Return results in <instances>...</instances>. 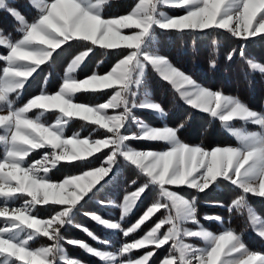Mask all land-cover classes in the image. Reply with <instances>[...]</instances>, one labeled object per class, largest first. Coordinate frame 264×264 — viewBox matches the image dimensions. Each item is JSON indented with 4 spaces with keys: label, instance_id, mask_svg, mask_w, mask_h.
<instances>
[{
    "label": "snow or ice",
    "instance_id": "snow-or-ice-1",
    "mask_svg": "<svg viewBox=\"0 0 264 264\" xmlns=\"http://www.w3.org/2000/svg\"><path fill=\"white\" fill-rule=\"evenodd\" d=\"M108 2L109 0H94V2L93 0H51V2L47 0L41 5L43 14L39 19L30 24L25 22L26 29L23 39L14 44H8L11 50L10 55L5 58L8 61V67L3 70L7 85L5 91L8 92L22 89L26 79L32 76L56 49L72 40L88 41L92 45H100L107 49H117L123 42L130 49V54L119 60L106 76L93 74L83 81L70 78L64 82L61 90L55 95H38L24 107L11 111L8 115H0V125L10 126V137L7 136L10 150L7 152V157L12 158L11 162L5 159L3 163H0V195L27 193L32 197V204H48L52 201L56 204L67 205L63 211L46 221L30 216L26 208L24 210L16 209L11 213L8 208L0 210V217H8L9 221L13 222L0 230V256L10 259L18 257L19 260L27 261L28 264H53L52 254L55 244L30 251L27 248V239L17 242L14 238H5V234L21 227L39 231L43 225V234L48 236L50 235L48 228L56 224L58 226L51 230V235L56 240L59 236V226L64 225L65 218L69 216L77 203L109 174L117 153L120 151V145L126 139L173 141V146L166 151L130 150L123 152V155L164 189L165 196L172 200L173 206L177 210L187 208L188 202L180 199L167 186H188L204 191L218 178H226L241 187L246 193L264 196V136L262 135L242 137V140L245 141L244 147L217 146L209 151L200 146H190L181 142L177 138L178 130L170 127L148 128L139 136L131 134V136L125 137L120 132L126 119L124 114L107 117L99 115L106 108H118L124 101L123 93L129 86L133 67L139 61L140 49L154 25L165 30H207L216 26L221 29H230L236 37H255L258 33L264 34V0H174L179 5H192L193 7L187 11L186 15L171 17L163 21H158L155 15L157 0L155 2L154 0H139L131 14L114 19H104L103 15L94 9ZM0 4H3V0H0ZM10 11L18 20L24 21V18L15 9H10ZM257 13H261L258 19ZM217 17H219V21ZM234 17L235 23H233ZM254 21L256 27L253 26ZM133 27L140 31L134 32L132 35H122L120 32L121 29ZM0 43H4V41L0 40ZM91 51L92 49L89 48L77 55L69 66V72L77 68ZM144 56L158 68L164 79L177 85L181 96L189 105L211 113L213 117H219L224 122L240 118L264 125V115L250 110L239 99L224 96L220 91H210L197 85L190 76L173 67L166 58L151 57L146 53ZM95 84H99L103 88L120 85L121 90L117 91L107 104L95 108L85 105L73 107L76 104L72 103V94L81 89L92 88ZM5 91H0V100H4L6 97ZM146 106L160 110L158 104ZM33 108H56L69 118L82 117L85 120H92L112 133L108 139L91 142L88 139H67L68 141L82 142L81 146L83 147L74 155H61L54 152L51 159L52 167L62 160H75L82 156H91L94 152H99L102 148H108L111 145L113 150L107 155L105 161L107 166L86 171L81 176L70 177L60 184L49 182L48 169L44 168L42 164L39 165V168L43 169L44 176L38 175L36 164L30 168L22 169L23 158L28 156L31 150L44 147L46 144L51 145L53 149H59L56 141H65L62 139V132L58 131L61 122H58V126L53 130V128L45 127L42 123L26 118L25 114ZM2 139L4 137H0V140ZM44 160H49V156L45 155ZM6 167L12 171L5 173ZM18 173H22V176ZM11 181H18L19 186H9L5 191V186ZM70 185H76L78 191L65 196L66 186ZM145 188L146 185L125 198L124 214L132 209L144 193ZM165 207L167 205L159 202L154 203L134 227L138 228L153 213ZM92 218L101 223H108L97 215ZM164 223H169L172 227L161 238L156 233ZM111 227H119V225L112 224ZM84 230L88 231L86 228ZM133 230L134 228H129L128 232ZM128 232H125V235ZM190 235L207 236L208 234L192 232ZM174 238L179 239L178 231L175 223L169 218L157 223L143 239L125 244L122 252L128 253L132 249L144 247L146 243L162 246ZM28 239H31V236ZM212 239L210 250L192 259L187 257V247L181 245V264H195L196 261L198 264H256L257 261L259 264H264V256L255 252L249 253L245 245L240 242L238 235L232 231H225ZM73 243L79 242L73 241ZM82 247L89 252H94L99 257L107 258L108 256V253L96 251L87 244H83ZM233 253H240L241 258L226 259ZM152 255L153 253L149 252L143 258L134 262L129 261L128 264H148ZM222 256L225 259L222 260ZM70 264H78V262L70 261ZM164 264H177V259L173 256L164 261Z\"/></svg>",
    "mask_w": 264,
    "mask_h": 264
},
{
    "label": "trees",
    "instance_id": "trees-1",
    "mask_svg": "<svg viewBox=\"0 0 264 264\" xmlns=\"http://www.w3.org/2000/svg\"><path fill=\"white\" fill-rule=\"evenodd\" d=\"M133 2V0H114L111 3L112 7L110 6L103 14H120L122 11L128 10ZM7 3L15 4L12 0H7ZM21 10L24 9L21 8ZM166 11L179 14L181 10L167 9ZM26 13L32 15L34 11L30 9ZM0 28L4 31L12 30L10 17L6 15L5 10H0ZM153 37L152 43L148 46L149 51L165 56L174 66L201 85L231 94L241 100L248 108L264 115V36L250 39L236 37L230 32L212 27L207 30H157ZM78 47L79 42H71V45L67 46L68 49L61 48L58 51L60 54L58 62L55 56L52 57L53 76L44 84L45 89L49 91L57 89L61 82L57 72V70L60 72L62 69L59 66L60 61L66 59L68 55H72ZM4 50L5 48L0 46V52ZM123 54L124 50L118 49L105 53L103 49L97 48L87 57L77 74L83 76L95 67L103 71ZM99 61H101L100 64H98ZM252 62L257 63L261 70L257 66L253 67ZM3 64L4 62L0 58V73ZM46 70L47 65H42L26 82L23 86L20 102L40 91L42 81L46 80ZM141 88V95L157 101L163 113L157 115L144 109H133L132 113L137 120L149 122L155 126L177 129V138L182 142L198 144L205 149L237 143L225 131L218 117L211 118L212 115L209 113L197 111L181 102L170 84L161 79L153 70H148ZM106 93V91L100 94L88 91L78 92L74 98L77 101L93 102L104 100ZM81 123L83 122L80 121ZM77 125L76 120H73L68 125L67 134L78 128ZM127 127L125 131H129L133 127L136 128L134 123ZM83 131L85 132V129ZM95 136H100V131H97ZM128 144L141 149L148 147L162 149L168 146L166 142L145 140H131V142L128 141ZM108 153L109 150L105 148L84 159L59 162L57 166L50 169L49 177L52 180H60L65 176L77 175L101 167L105 164ZM34 155H38V153L35 152ZM148 180V177L136 166L118 158L114 171L81 200L75 207L70 223L61 227L59 231L60 245L65 254L86 264H106L94 254L84 251L73 241L85 242L95 249L115 251L124 242L140 237L147 230L160 223L167 214L164 208L152 215L135 232L123 235L119 230L112 231L104 227L90 216L96 214L103 219L119 220L120 204L124 196L146 185L145 191L138 199L136 206L125 219L118 221L123 228L129 227L154 203L163 204L165 202L161 191L157 186L150 184ZM178 191L193 200L195 215L204 226L216 232L226 226L232 228L246 247L264 253V240L249 229L248 218L245 216L246 212L243 211V205L236 204L241 195V190L238 187L219 178L204 191L192 187H181L178 188ZM245 201L264 221V198L248 195ZM63 208L64 205L54 203L38 204L34 212L41 218H49ZM167 227L168 224L162 226L165 230ZM85 228L88 230L87 232L84 230ZM45 241L46 238L40 237L31 242L29 246L34 248L38 243ZM149 250L153 251V255L148 264H157L163 257L169 255L175 256L177 264H181L172 242H167L161 247H144L136 251L133 256ZM56 264L68 263L60 261Z\"/></svg>",
    "mask_w": 264,
    "mask_h": 264
},
{
    "label": "rangeland",
    "instance_id": "rangeland-1",
    "mask_svg": "<svg viewBox=\"0 0 264 264\" xmlns=\"http://www.w3.org/2000/svg\"><path fill=\"white\" fill-rule=\"evenodd\" d=\"M112 1H114V0H109L108 3H105V4L101 5L99 8H96L94 10L99 11L103 15L104 19H114V18H119V17L124 16V15L131 14L132 11L135 9L136 5L139 3V0H133L134 2L131 4V6L128 10H126L124 12L122 11L120 14L112 13L110 15H104L103 12L105 10L109 9ZM12 2L15 4H8L7 0H3V4H0V10H5L6 15L10 17V24L12 25V30L4 31L0 28V40L4 41V43H0V46L5 48V50L3 52H0V58L4 62L3 67H2V71L0 73V91H5L7 88V85L5 84L6 78L3 75V70L6 67H8V61L5 59L8 55H10V51H11L8 44H11V43L14 44V43L23 39V36L25 34V29H26L25 22L30 24L32 22L37 21L39 19V17L43 14L41 5L43 3H46L47 0H24V1L12 0ZM49 2H51V0H49ZM93 2H94V0H93ZM154 2H155V0H154ZM191 7H193V6L192 5H188V6L179 5V4L175 3L174 0H157L155 15H156V18L158 21H163V20H166V19L171 18V17L176 18V17L182 16V15H186L187 11ZM21 8L24 9L25 11L21 10ZM10 9H15L24 18V21L18 20L17 17L12 14ZM30 9L32 11H34V13L32 15H29L28 13H26V12H29ZM167 9H180L181 11L179 12V14H176V13L167 12L166 11ZM232 10L235 11V9H232ZM260 15H261V13H257V19L259 18ZM217 20L219 21V17H217ZM235 22L236 21H235V17H234L233 23H235ZM253 26L254 27L257 26L255 21L253 22ZM214 27L216 29H220L222 31L230 32L232 34L230 29H221V28H218L216 26H213V28ZM156 29L157 30H165V29L160 28L158 25H154L153 29L151 30L149 35L145 37L144 43L140 49L139 61L133 67L132 75H131V78L129 81V86L126 89V91L123 93L124 101H122L120 103V106L118 108L109 107V108L104 109L103 112L99 113V115L105 116V117L119 115L120 113L124 114L126 119H125L123 128L120 129V132L125 137L131 136V134H137V136H139L142 132L146 131L148 128H165V127H167V126H155L149 122L147 123L145 121L137 120L132 113L133 109H144V110L150 111L152 113H155L157 115H161L163 113L161 106H160V110L153 109L151 107H147L146 105H151V104L160 105V104L148 96L141 95L142 94L141 93V91H142L141 86L143 84V81L145 80V77H146L148 70H150V69L153 70L161 79L167 81L166 79L163 78V76L160 73V71L158 70V68L156 66H154L148 59H145V56H144V54L146 53L148 56H151V57L166 58L163 55H160L158 53L151 52L148 50L149 44L152 43V41L154 39L153 35H154V32L157 31ZM137 31H140V29H137L135 27L120 30L122 35H132L134 32H137ZM177 31H180V30H177ZM257 36H264V34L258 33L255 37H257ZM250 38H254V37H249L248 39H250ZM71 42H79V47L72 55H68L66 59L60 61L59 66L62 69L60 72L57 70V72L59 74L61 82L59 83L56 90H54V91L50 90L49 91L48 89L44 88V84H46L47 81L50 80L53 76L52 75V73H53L52 72L53 71L52 57L55 56V58H57V62H58V59L60 58V54L58 53V51L61 50V48L68 49L67 46H70ZM89 48L92 49V51L89 53V55L97 48L103 49L105 53H107L108 51H113V50H118V49L124 50V54L121 57H118L113 63H111V65H109L103 71H100V69L95 67L91 72L89 71V72L85 73L83 76H79L77 73H78L79 69L81 68V66L84 64L87 57L89 56L88 55L87 57H85V59L81 62V64L77 68H75L73 71L69 72V66H70L72 60H74L77 55H79L83 51H86ZM128 54H130V49L127 48L123 42L120 43V47L117 49H107V48L100 46V45H92L91 42L80 40V39L69 41L66 44L62 45L59 49H56L53 52L52 56L50 58H48L47 60H45V63L42 64V65H45V64L47 65V70L45 71L46 80L42 81V86H41L40 91L33 96H28L23 102H20V97H21V94L23 92V88L17 89L14 92L5 91L6 97L4 98V100H0V115H8L9 112L15 111V110H18V109L24 107L25 105H27L32 99H34L38 95H49V96L55 95L57 92H59L61 90V88L64 85V82L70 78L74 79L76 81H83V80L91 77L93 74L98 75V76H106L112 70V68L115 67V65L119 62V60L125 58ZM166 60L173 67L177 68L167 58H166ZM101 61H99L98 64H100ZM42 65H40L36 69V71L32 74V76L37 72V70ZM252 66L253 67L257 66L258 69L261 70V67L259 65H257V63H255V62H252ZM185 75L189 76L186 73H185ZM32 76L28 77L26 79V82ZM26 82H24V85L26 84ZM167 82L170 84L171 88L175 91V93L179 97L180 101L183 102L184 104L189 105L186 102V100L181 96L177 85L172 84L170 81H167ZM195 82L197 85H200L203 88H207L210 91H219V90H213L209 87L203 86L200 83H198L197 81H195ZM185 87H187V86L185 85ZM120 90H121L120 85H112V87L103 88V87H100L99 84H95L94 87H92V88L81 89L80 91L73 93L72 94V103L76 104L75 107L85 105L88 107L95 108V107L109 103V101H111L112 98L115 96L116 92L120 91ZM86 91L91 92V93L95 92L98 94L106 91L107 93L104 95L105 96L104 100L102 99V100L93 101V102H82V101L75 100L74 97L78 92H86ZM221 93L224 96H230V97L238 99L237 97H235L231 94L223 93V92H221ZM189 106L193 107L197 111L204 112L202 109H197L195 106H192V105H189ZM250 110H252V109H250ZM252 111H254V110H252ZM256 113H258V112H256ZM209 114L211 115V113H209ZM258 114H260V113H258ZM89 115H91V114H89ZM260 115H262V114H260ZM25 116L28 119L35 120L37 123H42L45 127L53 128V130H55V127L58 126V122H61L59 125L61 127L58 129V131L62 132V139H65V141H59V140L56 141V144L59 147V149H53L51 147V145H47V144L44 147H41L38 149H33L29 152L28 156L23 158V163L21 165V167L23 169V168H30L33 164H36L38 166L37 167L38 175L44 176L45 173H44L43 169L39 168V165L42 164L44 166V168L48 169L47 178L49 179V182H51V183L60 184V183H63V181L65 179H68V178L73 177V176H81V175H83L84 172H86V171H84L81 174L67 176V177L65 176L60 180L50 179L49 172H50V169L53 168L51 166V159L53 158L54 152H56L57 154H61V155L62 154L74 155L80 150L81 147H83V146H81L82 142L68 141L67 139H78V140L88 139L91 142L94 140L108 139L112 135V133L109 132L107 129H105L102 125L96 124L92 120H85L82 117H71V118H69L64 113H62L59 109H56V108H50V109L33 108V109H30L25 114ZM211 118H213V116ZM73 120H76V123L78 124L77 125L78 128H76L75 130H72L71 133L67 134L68 125ZM65 121H66V123H64ZM80 121H82L83 123L80 124ZM221 122H222L223 128L226 130V132L229 135H231L237 142L235 145H225L227 147H236V148L244 147L245 141L242 140V137H244V136H253V135L264 136V125H258L252 120H242L240 118H234L233 120L228 121V122H224L222 120H221ZM131 123H134V126L136 128L133 127L129 131H125L126 128H128L127 126H130ZM83 129H85V132L83 131ZM9 131H10L9 125H5V126L0 125V137H4V139L0 140V163H3L5 161V159H7L9 162H11V160H12V158L7 157V152L10 150V144L8 143V140H7V136L10 137ZM97 131H100V136L96 137L95 133ZM81 133H84V134L82 135ZM131 140L161 141V142H166L168 146L164 147L162 149H155V148H151V147L141 149V148H136V147L132 146L131 144L129 145L128 141L131 142ZM189 145L190 146H200L198 144H189ZM172 146H173V141H171V140L126 139V140L122 141V143L120 145V151L117 153L115 162L112 165L111 171L109 172L108 175H110L114 171L115 164H116L118 158H121L122 160L124 159L125 161L136 166L133 162L129 161L123 155V152H125V151L136 150V151L162 152V151L169 150ZM225 146H221V147H225ZM200 147H202V146H200ZM215 147H217V146H215ZM215 147H213L211 149H205V148L204 149L210 151V150L214 149ZM103 149H105V148H102L101 150H103ZM107 149L109 150L108 154H110L111 151L113 150L111 145ZM35 152L38 153V155H34ZM94 153H96V152H94ZM33 155H34V157H33ZM45 155L49 156V160H47V161L44 160ZM86 157H89V156H82L80 159H84ZM106 159H107V156L105 158V161H106ZM66 161H73V160H62L59 162H66ZM58 163L56 164V166L58 165ZM103 166H107V165L104 164ZM246 167H247V165H246ZM94 169H96V168H94ZM94 169H90L88 171H91ZM137 169L139 171H141L146 177H148V179H149L148 181L150 184L157 186V188L161 191L162 196L165 199V202L163 204L167 205V207L164 208L167 211V214L162 220H167V219L171 218V220L175 223V225L177 227L179 239H175V238L170 239L168 242H172L174 249L176 250L177 257H178L179 261H180V246L181 245L187 247V253H186L187 257L189 259H192L193 257L201 255L204 252L210 250V247L213 243V239H212L213 237L221 235L225 231L234 232V230L232 228H229L227 226L218 232L213 231L210 228L204 226L197 219V217L195 215L194 207H193V200L185 197L184 195L180 194L178 191V188L188 187V186H167L169 188V190L176 193L180 199L188 202L189 206L187 208H181V209L177 210L173 206L172 200H170L167 196H165L164 189L158 183L153 182L152 179L149 176H147L140 168L137 167ZM11 171H12V169L7 168V167L4 169L5 173L11 172ZM242 171H243V169H242ZM18 175L22 176V173H18ZM108 175L105 176L99 183H97L90 191H92L103 180H105L108 177ZM221 179L227 180L232 185L238 187L241 190L240 198L236 201V204H242L243 205L242 206L243 211H244V213L246 212L245 216H247V218H248L247 224H248L249 229L254 231V234L256 236H258L262 240H264V235H262V234H264V221H263L262 217L257 212H255L253 210L252 206L248 205L247 202L245 201V198L248 195H253L254 197H264V196H259L258 194H253V193H246L243 191V189L241 187L232 183L230 180H228L226 178H221ZM9 186H12V187L19 186V182L18 181H11L10 184L5 186V191H7V188ZM139 188L135 189L134 191L138 190ZM77 191H78V189H77L76 185L66 186V191H65L64 195L67 196V195H69L73 192H77ZM90 191L86 195H84L83 198L86 197L90 193ZM134 191H132V192H134ZM132 192H130V193H132ZM130 193H128L124 196V198L120 204L121 213H120L119 220L125 219L126 216L132 211V209L136 206V204L138 202V200H137V202L132 207V209L127 214H124L123 205L125 202V198ZM81 200L77 203V205L81 202ZM31 201H32V197L30 195H28L27 193H16V194H12L9 196L0 195V210H2L4 208H8L10 213H11L12 211H14L16 209L24 210L26 208L30 216L35 217L37 219H40L42 221H46V220H51L57 213L63 211L64 208L67 207V205H64V208L61 211L57 212L56 214H54L53 216H51L49 218H41L34 212L35 207L38 204H32ZM49 203H54V202L50 201ZM54 204H56V203H54ZM75 207L73 208V210L71 211L69 216H67L65 218L64 225L70 223V218H71L72 214L74 213ZM147 209L142 213V215L136 221H134L129 227H126V228H123L120 225V223L118 222L119 220H116V221L107 220V219L101 218L99 215H97V216H99L103 221H107L108 223L105 224V223H101V222L97 221L96 219H94V220H96L99 224L103 225L104 227H106L112 231L119 230L121 232V234H123V235H125V232H128L129 228H134L133 231L128 232V234H130L132 232H135L143 224V223L140 224V226L138 228L134 227L142 219V217L146 213ZM155 213H153L152 215H154ZM94 215H96V214H91L90 216L93 217ZM217 220L219 221V218H217ZM11 223H13V222L9 221L8 217H0V230L4 229L5 227H8L9 224H11ZM112 224H117V225H119V227H111ZM165 224H168V227L166 230L162 228V226ZM163 225L161 226L159 231L156 233V235L160 236L161 238L163 237L164 234H166L168 232V229L170 227H172V225L169 223H164ZM57 226L58 225L53 224L50 228H48V231L50 233V235H48V236H45L43 234L44 227L42 225L41 229L39 231H37L35 229H27L26 227L25 228L21 227V228L15 230L13 232L6 233L5 238H8V237L14 238L17 240V242L19 240L22 241L24 239H27V248L30 251H35V250L47 248V247H50L51 245L55 244V249H54V252L52 254V259L54 260L53 264H56L57 262H60V261L66 262L68 264H70V261H77L78 264H86V263L81 262L77 259L68 257L65 254L64 250L62 249V247L60 245V236H58L56 240L53 239V237L51 235V230H52V228H55ZM63 226H59L60 229ZM151 230H152V228L147 230L140 237H136V238L131 239L128 242H124L115 251L109 250V249H105V250L95 249V248H93L87 244L90 248L95 249L96 251L108 253L107 258L99 257L94 252H89L87 249L82 247L83 244H86L85 242L78 241L79 243H77V244L84 251H86L87 253H90V254H94L98 259L105 262L106 264H128L129 261L134 262L138 259L143 258L149 252L153 253V251L149 250V251H145V252L141 253L140 255L138 254L136 256H133V254H135L136 251H138L144 247H147V246L161 247V246H157L155 244H147L146 243L144 247L132 249L128 253L122 252V248L125 244L135 243L136 241L143 239L149 232H151ZM192 232H205L208 235L207 236L190 235V233H192ZM234 233L236 234V232H234ZM58 235H59V233H58ZM29 236H31V239H28ZM40 237L46 238V241L44 243H38V245L34 248H30V246H29L30 243L35 241L36 239H38ZM239 240L241 242L240 237H239ZM246 250H248L249 253L255 252L260 256H264V253L259 252V251H254L248 247H246ZM171 258H172V255L165 256L157 264H164V261L171 259ZM239 258H241L240 253H233L231 257H228L226 259H239ZM223 259H225V257L222 256V260ZM3 262H4V264H28L27 261H21L18 259V257H12L10 259V258H7L5 256H0V264H3ZM195 264H198V261H196ZM256 264H259V262L257 261Z\"/></svg>",
    "mask_w": 264,
    "mask_h": 264
},
{
    "label": "clouds",
    "instance_id": "clouds-1",
    "mask_svg": "<svg viewBox=\"0 0 264 264\" xmlns=\"http://www.w3.org/2000/svg\"><path fill=\"white\" fill-rule=\"evenodd\" d=\"M73 107H75V106H73ZM66 111H67V109H66ZM86 111H91V110H86ZM69 114H71V113H69ZM85 118H87V117H85Z\"/></svg>",
    "mask_w": 264,
    "mask_h": 264
}]
</instances>
